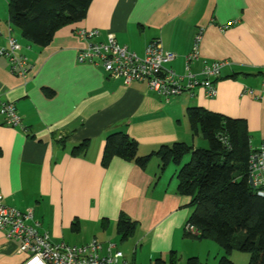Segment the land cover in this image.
<instances>
[{
    "label": "crops",
    "instance_id": "1",
    "mask_svg": "<svg viewBox=\"0 0 264 264\" xmlns=\"http://www.w3.org/2000/svg\"><path fill=\"white\" fill-rule=\"evenodd\" d=\"M232 21L237 24L223 29ZM84 28L100 31L97 42L114 34L140 56L158 39L176 55L169 67L178 75L197 36L199 57L189 67L198 79L207 63L229 65L216 80L215 97L198 87L167 101L146 83L125 85L100 65L79 63L86 43L76 31ZM9 37L21 45L29 71L20 77L0 56V98L15 105L23 126L8 125L0 114V195L8 207L32 210L53 242L64 239L69 225L117 227L124 214L135 227L125 242L149 245L152 255L175 249L190 198L159 174L155 156L146 167L117 157L103 167L111 134L127 133L140 156L177 142L202 148L198 139L202 146L207 139L189 119L191 108H202L246 121L251 149L264 142V0H93L83 21L57 31L44 48L23 38L10 21L8 0H0L1 49ZM18 247L0 230V264H21L26 256Z\"/></svg>",
    "mask_w": 264,
    "mask_h": 264
},
{
    "label": "trees",
    "instance_id": "2",
    "mask_svg": "<svg viewBox=\"0 0 264 264\" xmlns=\"http://www.w3.org/2000/svg\"><path fill=\"white\" fill-rule=\"evenodd\" d=\"M93 0H8L10 21L23 38L44 48L60 29L83 21ZM189 119L208 142L206 149L183 142L160 145L147 156L138 154L137 142L127 133L106 138L102 166L117 157L146 167L155 156L159 174L170 164L179 165L186 156L190 161L177 173V192L189 197L191 210L185 236L212 240L228 256L233 250L250 253L249 264H264V199L257 196L249 179L250 135L246 121L191 108ZM86 146L76 147V151ZM134 223L122 214L117 232L126 240L133 234ZM220 264H232L223 257Z\"/></svg>",
    "mask_w": 264,
    "mask_h": 264
},
{
    "label": "built area",
    "instance_id": "3",
    "mask_svg": "<svg viewBox=\"0 0 264 264\" xmlns=\"http://www.w3.org/2000/svg\"><path fill=\"white\" fill-rule=\"evenodd\" d=\"M236 24V21L229 22L223 29ZM76 36L86 43L77 55L79 63L100 65L111 78L121 79L125 85L146 83L149 89L167 101L198 87L205 89L208 97H215L216 80L229 65L228 61L207 63L201 71L203 78L198 79L189 64L199 57L200 36H197L192 52L186 56V71L183 75H178L169 67L176 55L166 51L158 39L153 40L146 47L144 55L140 56L119 45L114 34H108L104 42H97L100 36L97 29H78ZM8 43L7 49L0 48V56L8 58L12 70L25 78L29 68L27 58L20 54L21 45L13 37H9ZM0 114L8 125L23 127L15 106L1 98ZM248 169L253 188L259 197L264 198V142L260 147L252 149ZM187 229L196 232L191 226H187ZM0 230L8 240L19 243L18 252L26 256L21 264H133L126 261L123 253L112 243L107 246L97 241L77 246L54 243L49 234L42 230L40 223L35 221L32 210L21 212L8 207L3 203L1 195Z\"/></svg>",
    "mask_w": 264,
    "mask_h": 264
},
{
    "label": "rangeland",
    "instance_id": "4",
    "mask_svg": "<svg viewBox=\"0 0 264 264\" xmlns=\"http://www.w3.org/2000/svg\"><path fill=\"white\" fill-rule=\"evenodd\" d=\"M201 138L198 139L197 143L201 144L200 146L203 149L208 148L209 146L206 142L205 146H202L201 142L203 140ZM156 159L158 158L156 157ZM189 161L190 156H186L179 170ZM175 167H177L175 164H170L162 176L168 177L167 183L171 182L172 187L177 184L176 177L179 171ZM164 181L166 179L161 178L162 184ZM111 226L106 222H98L96 224L88 223L80 227L77 224L69 225L64 230V239L54 242H63L70 246L91 244L94 241L104 246H107L109 243H114L118 245L128 261L133 264H220L221 259L225 256L228 257V260L232 264H249L250 261V253L235 249L227 256L224 249L212 240H199L194 237L185 236L186 230H188L187 222L176 239L175 249L167 251L166 253H159L158 255H152L150 253L149 245L139 246L137 242L131 244L129 240L125 242L121 236L117 235L116 225Z\"/></svg>",
    "mask_w": 264,
    "mask_h": 264
},
{
    "label": "bare ground",
    "instance_id": "5",
    "mask_svg": "<svg viewBox=\"0 0 264 264\" xmlns=\"http://www.w3.org/2000/svg\"><path fill=\"white\" fill-rule=\"evenodd\" d=\"M85 29V28H84ZM10 103V102H9ZM13 104V103H12ZM14 105V104H13ZM15 106V105H14ZM16 108V107H15ZM17 110V109H16Z\"/></svg>",
    "mask_w": 264,
    "mask_h": 264
}]
</instances>
